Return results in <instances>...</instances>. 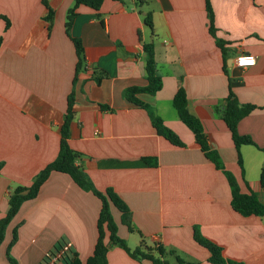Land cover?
I'll list each match as a JSON object with an SVG mask.
<instances>
[{
	"label": "crops",
	"instance_id": "crops-1",
	"mask_svg": "<svg viewBox=\"0 0 264 264\" xmlns=\"http://www.w3.org/2000/svg\"><path fill=\"white\" fill-rule=\"evenodd\" d=\"M72 6L73 0H0V217L10 191L30 186L56 157L73 93L68 145L78 152L76 164L94 187L101 192L111 188L128 206L131 230L115 207L110 210L118 236L131 250L149 248L156 256L161 246L168 264H176L174 255L212 264L208 250L194 239L196 231L219 245L225 258L264 264V215L243 216L231 207L225 175L172 106L182 86L209 148L219 153L240 190H252L264 203L259 181L264 166V0H210L212 27L224 55L210 32L205 0H103L98 11L79 5L68 35L65 22ZM71 37L84 48L75 79ZM145 43L153 45L162 87L135 97L163 119L183 146L160 135L148 110L123 96L128 87L147 85ZM241 52L255 55V65L236 66ZM229 91L240 103L260 107L237 123L238 133L253 141L240 146L243 173L221 116ZM148 157L156 164L148 165ZM100 208V199L69 175L50 172L7 225L0 264H10L6 250L14 229L9 254L16 264H43L49 251L65 244L85 261L97 239ZM54 264L66 263L59 257ZM107 264L154 263L112 245Z\"/></svg>",
	"mask_w": 264,
	"mask_h": 264
},
{
	"label": "trees",
	"instance_id": "trees-1",
	"mask_svg": "<svg viewBox=\"0 0 264 264\" xmlns=\"http://www.w3.org/2000/svg\"><path fill=\"white\" fill-rule=\"evenodd\" d=\"M103 0H73V6L68 9L66 15L65 29L66 33L69 35L70 26L75 16V9L79 5H85L98 11ZM207 16L210 21V32L215 37L217 46L221 49L224 55L223 42L215 36V29L212 27L213 13L210 7V0H205ZM47 18H51L49 15ZM7 25L8 21L6 20ZM146 24L152 28V21L150 14L145 17ZM74 45L76 64H75V76L81 69L84 61V48L79 38L71 37ZM143 49L146 52L145 59V78L147 79V85L145 86H131L123 91V96L130 102L139 105L148 110L151 123L156 131L162 135L164 138L169 140L173 145L183 146L184 143L174 133L163 121V119L156 115L150 110L149 106L140 102L135 95L140 92L155 93L162 87L161 77L156 72V62L155 54L153 50V45L151 43H145ZM97 82L99 79L96 78ZM172 106L175 109L179 120L184 123L189 130L193 133L195 142L199 145L201 151L204 155L211 160L216 168L221 169L230 190V204L231 207L243 216L264 215V203L259 199L258 195L249 189L248 192H242L240 190L239 184L235 175L223 165V162L216 150L210 149L207 145L205 134L203 132L201 123L198 118H196L188 109L187 97L185 89L180 86L175 92L172 98ZM260 108L254 104L240 103L235 97L232 91H229L228 96L225 99L224 108L221 110V116L225 122L233 144L237 152V164L243 173L242 157L240 153V146L242 144H253L250 137L241 135L237 131V123L241 118L248 115L254 109ZM73 116V93H70L67 99V107L65 111V116L63 122L60 126V142L59 150L56 157L50 161L44 168H42L34 177L30 186H16L10 191L8 195V207L3 216L0 217V244L3 241L4 233L7 225L11 219L17 213L21 204L28 200L34 198L41 184L48 177L50 172H61L69 175L71 179L83 190L91 191L96 195L101 201V208L97 218V239L93 247L92 254L82 261L76 252L71 251L68 247L67 250L63 251L60 255L66 264H107V252L109 247L112 245L119 246L125 250L131 257L141 260L142 258L151 260L154 264H168L166 259H163L165 255V250L161 246L155 248L156 256H154L153 249L145 248L142 250L140 246H137L131 250L126 241L119 237L117 234V224L114 221L111 214V206L115 207L120 212L121 223L126 225L128 229L131 230V212L125 202L111 189L107 188L105 192L97 190L87 174L76 164V160L79 156L78 152L70 148L67 142L69 136V126ZM148 165H155L156 159L154 157L144 158ZM260 185L264 189V166L260 172ZM194 239L201 246L205 247L209 252L208 261L212 264H243L235 260L225 258L222 254V248L216 243L203 238L198 232L195 231ZM16 241V230L12 232V239L7 247L6 254L10 264H16L15 260L9 254L10 246ZM62 248V246H60ZM58 247L55 250L49 251V255H54L58 252ZM169 254H173L172 251H168ZM176 264H201V263H190L186 262L178 255H174ZM47 256L44 258L45 262Z\"/></svg>",
	"mask_w": 264,
	"mask_h": 264
},
{
	"label": "built area",
	"instance_id": "built-area-1",
	"mask_svg": "<svg viewBox=\"0 0 264 264\" xmlns=\"http://www.w3.org/2000/svg\"><path fill=\"white\" fill-rule=\"evenodd\" d=\"M256 63V56L247 53V52H241L237 55L235 58V65L241 68H246V67H251L255 65ZM69 247V244H65L60 248V251L56 252L54 255H49L48 253L46 254L47 259L43 264H54L57 259L60 257L63 251L67 250Z\"/></svg>",
	"mask_w": 264,
	"mask_h": 264
}]
</instances>
